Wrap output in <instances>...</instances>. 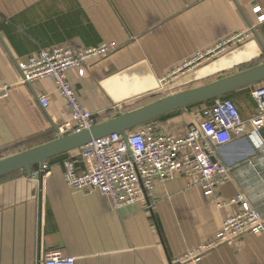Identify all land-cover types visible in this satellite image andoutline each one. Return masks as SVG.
I'll return each instance as SVG.
<instances>
[{"label":"crops","instance_id":"crops-1","mask_svg":"<svg viewBox=\"0 0 264 264\" xmlns=\"http://www.w3.org/2000/svg\"><path fill=\"white\" fill-rule=\"evenodd\" d=\"M256 6L264 14V0H0V86L9 87L0 101V160L57 140V126L72 120L55 82L25 84L18 63L66 45L78 50L116 44L119 49L89 63L83 77L78 70L67 73L80 104L101 124L263 65L264 23L258 24ZM247 33L226 52L174 75L198 52ZM259 85L229 95L248 134L217 152L215 161L232 176L214 196L178 178L116 209L97 190L67 185V160L78 172L88 171L81 149L47 161L50 169L38 182L25 171L0 178V264H42L53 251L74 257L75 264H172L217 237L239 211L231 203L239 194L264 219V128L258 137L250 124L257 111L252 92ZM40 96H47V109ZM214 104L139 128L181 135ZM186 264H264V236L245 233Z\"/></svg>","mask_w":264,"mask_h":264},{"label":"built area","instance_id":"built-area-1","mask_svg":"<svg viewBox=\"0 0 264 264\" xmlns=\"http://www.w3.org/2000/svg\"><path fill=\"white\" fill-rule=\"evenodd\" d=\"M253 10L258 24L264 23L261 6H256ZM249 36L248 33L234 35L208 51L198 52L181 69L176 70L174 75L195 69ZM118 49L114 43L78 50L66 45L41 50L27 61L18 63L23 82L27 85L31 86L45 78L52 79L71 111L72 120L57 126L58 138L90 130L99 124L98 115L86 111L80 104L67 73L78 70L83 77L89 63L104 59ZM8 89V86H0V101L8 97ZM252 96L257 111L250 124L254 133L261 137L264 128V83L257 86ZM39 103L43 109L49 107L47 96H40ZM196 120L198 124H193L181 135L143 127L128 132L127 139L113 134L94 140L81 148L88 171L78 172L73 160L69 159L65 162L64 179L74 191H99L110 199L116 209L143 200L154 191L158 183L178 178L186 179L192 187H200L206 196H214L218 188L230 181L232 176L229 167L215 161L217 152L235 139L246 136L247 124L230 98L215 100V104L204 108L196 116ZM49 169L48 162L36 165L31 179L38 182ZM231 203H238L239 211L224 221L217 237L176 257L172 264L196 263L211 250L224 243L234 242L245 233L264 236V219L244 195L239 194ZM218 205L221 206V203L218 202ZM75 261L74 257H65L60 251H53L40 263L75 264Z\"/></svg>","mask_w":264,"mask_h":264},{"label":"water","instance_id":"water-1","mask_svg":"<svg viewBox=\"0 0 264 264\" xmlns=\"http://www.w3.org/2000/svg\"><path fill=\"white\" fill-rule=\"evenodd\" d=\"M262 83H264V64L207 85L163 98L142 109L98 124L90 130L61 137L53 142L0 160V178L20 171H25L31 177L33 167L36 165L81 149L94 140L113 134L122 135L127 139L128 132L173 112L212 102Z\"/></svg>","mask_w":264,"mask_h":264},{"label":"trees","instance_id":"trees-1","mask_svg":"<svg viewBox=\"0 0 264 264\" xmlns=\"http://www.w3.org/2000/svg\"><path fill=\"white\" fill-rule=\"evenodd\" d=\"M224 98H229V96H226V97H224ZM213 102H214V101H212V102H208V103H213ZM208 103H207V104H208Z\"/></svg>","mask_w":264,"mask_h":264}]
</instances>
